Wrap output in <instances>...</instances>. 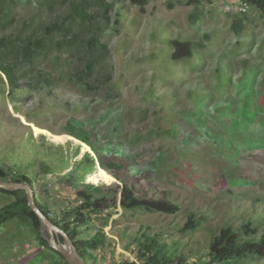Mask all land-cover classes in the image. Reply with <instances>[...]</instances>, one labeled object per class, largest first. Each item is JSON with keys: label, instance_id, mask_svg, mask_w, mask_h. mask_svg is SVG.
I'll return each mask as SVG.
<instances>
[{"label": "rangeland", "instance_id": "1", "mask_svg": "<svg viewBox=\"0 0 264 264\" xmlns=\"http://www.w3.org/2000/svg\"><path fill=\"white\" fill-rule=\"evenodd\" d=\"M34 6L17 1L15 27ZM91 11L85 35L97 29L106 46L88 79L95 89L69 78L81 63L71 51L59 53V64L51 51L32 69L20 66L15 88L1 74L0 166L26 174L39 207L58 218L79 203L76 188L100 187L82 237L101 228L105 238L86 264L135 260L140 230L203 264L222 227L264 220V12L238 8L235 0H145L142 6L116 0ZM59 12L40 11L38 21ZM237 17L239 33L230 28ZM174 40L188 42L189 56L171 57ZM38 72L53 78L48 87ZM70 119L83 121L96 140L121 145L127 157L104 160L121 161L116 173L136 196L164 198L178 210H123L115 181L95 184L88 177L96 168L77 166L84 152L92 153L63 134ZM189 216L198 224L193 231L183 230ZM26 222L15 216L0 224V264L59 259ZM237 264H264V258Z\"/></svg>", "mask_w": 264, "mask_h": 264}, {"label": "trees", "instance_id": "2", "mask_svg": "<svg viewBox=\"0 0 264 264\" xmlns=\"http://www.w3.org/2000/svg\"><path fill=\"white\" fill-rule=\"evenodd\" d=\"M18 0H0V79L1 74L5 77L10 88L17 87V79L20 77V66L32 69L35 62L46 53L54 52V63L61 62L59 53L71 51L78 53L79 61L70 71L69 78L78 84H83L87 90L95 89L88 82L93 68L98 64L102 55L106 52V46L99 42L97 29L88 35L92 25L94 7H102L103 11L112 4L105 0H19L25 4L33 3L35 11L21 21L15 27L17 12L15 5ZM133 5L142 6L145 0H127ZM192 1V0H187ZM246 7H252L259 13L264 12V0H245ZM60 8V12L54 19L38 21L39 12H52ZM242 14V12H238ZM41 15V14H40ZM233 19L230 28L236 33L241 30V18ZM239 21V23H238ZM44 22V23H42ZM99 29V27H98ZM174 51L171 57L178 59L189 56L188 42L173 41ZM185 53V54H184ZM66 61V60H65ZM37 80L48 87L53 78L43 72L37 73ZM63 134L71 136L92 153L84 152L77 166L82 164L84 172L90 168H96L95 173L88 179L93 183L115 181L118 203L123 210L141 209L147 212L174 213L178 205L166 199L140 198L136 196L131 185L127 184L125 177L117 174L122 168L121 161H105L108 155H123L121 145L112 143L110 140H96L91 129L84 126L83 121L70 119L64 126ZM105 136L104 134H102ZM78 155V148L75 149L73 157ZM8 166H0V180L13 179L18 182H25L32 188V181L24 174L13 171ZM133 174L135 172L131 170ZM86 173L82 174L83 178ZM128 174V172H127ZM0 192L11 196V200L0 206V224L15 216L27 219V226L33 231L39 245L58 255L59 259H52L48 264H68L64 258L55 250L51 249L39 233V220L28 208L25 194L22 190H6L0 188ZM103 192L99 186L84 183L75 189V196L79 203L73 208L66 209L58 219L49 218L58 225L72 240L79 256L86 263L91 258V250L101 246L105 234L103 230L97 229L88 236H83L85 230L89 229L90 216L88 211L96 206V198ZM37 207L46 216L47 210L39 207L34 196ZM55 220V221H54ZM197 222L189 216L183 225V230L193 231L197 228ZM142 236L138 246L135 260L124 259L115 264H199L195 261L189 262L187 256L178 253L176 248L165 244L157 236H149L144 230L139 231ZM61 240V237H59ZM203 264H237L239 260H250L264 258V220L256 222H241L237 228L230 226L222 227L218 233L213 234L208 242V247L202 254Z\"/></svg>", "mask_w": 264, "mask_h": 264}, {"label": "water", "instance_id": "3", "mask_svg": "<svg viewBox=\"0 0 264 264\" xmlns=\"http://www.w3.org/2000/svg\"><path fill=\"white\" fill-rule=\"evenodd\" d=\"M0 188L6 190H22L25 194L28 208L37 216L39 220V233L46 241L47 245L60 254L68 264H86L77 253L69 236L58 225L47 218L37 207L34 200L33 189L29 184L25 182H18L13 179H9L7 181L0 180ZM59 237H61V240Z\"/></svg>", "mask_w": 264, "mask_h": 264}, {"label": "built area", "instance_id": "4", "mask_svg": "<svg viewBox=\"0 0 264 264\" xmlns=\"http://www.w3.org/2000/svg\"><path fill=\"white\" fill-rule=\"evenodd\" d=\"M235 1L238 3V8H244L246 6L245 0H235ZM46 217L58 219V217H55L54 214L52 212H49V211L46 212Z\"/></svg>", "mask_w": 264, "mask_h": 264}, {"label": "crops", "instance_id": "5", "mask_svg": "<svg viewBox=\"0 0 264 264\" xmlns=\"http://www.w3.org/2000/svg\"><path fill=\"white\" fill-rule=\"evenodd\" d=\"M7 196H10V195L0 192V199L3 198L5 202L9 201L8 199H6Z\"/></svg>", "mask_w": 264, "mask_h": 264}]
</instances>
